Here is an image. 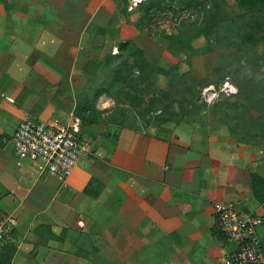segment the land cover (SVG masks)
I'll list each match as a JSON object with an SVG mask.
<instances>
[{"label":"rangeland","instance_id":"1","mask_svg":"<svg viewBox=\"0 0 264 264\" xmlns=\"http://www.w3.org/2000/svg\"><path fill=\"white\" fill-rule=\"evenodd\" d=\"M240 1L202 0L186 11L176 0L141 17L135 9L148 0H0V194L7 191L0 213L17 222L10 264H127V195H117V177L86 123L111 134L114 121L184 142L194 127L217 131L228 110L237 122L254 112L264 129V31L248 27L264 12L257 16ZM120 42L129 43L126 51H118ZM32 66L61 75L59 89ZM63 82L75 92L72 114L82 109L91 143L82 177L60 189L45 182L42 166H18L11 135L47 102L66 111Z\"/></svg>","mask_w":264,"mask_h":264},{"label":"crops","instance_id":"2","mask_svg":"<svg viewBox=\"0 0 264 264\" xmlns=\"http://www.w3.org/2000/svg\"><path fill=\"white\" fill-rule=\"evenodd\" d=\"M83 30L86 29L80 30L82 37L86 33ZM37 48L38 44H31L32 50ZM32 70L58 89L64 79L55 70L44 73L37 66H32ZM62 85L66 111L57 113L54 102L46 101V111L32 112L28 118L65 124L73 113L71 99L75 92L68 83ZM227 111L219 116L217 131L207 133L204 127L208 123L203 124V131L194 127V138L190 135L184 142L150 136L114 121L112 125L119 128L111 134L86 123V134L90 132V141L100 149L114 177L126 178L127 184L115 180L117 195H127V264H224L225 255L233 246L218 229L214 204L222 202L264 214V194L253 182V178H258L264 186V129L252 111L240 116V122ZM84 131L82 127L83 138L91 143ZM92 132L96 136L92 137ZM99 137V143L94 141ZM87 156L88 153L80 158L68 185L82 177L81 166ZM16 162L22 166L18 158ZM32 164L42 166L38 162ZM31 168L20 171L33 172ZM41 172L44 173L42 168ZM45 177V182L54 181L60 186L55 178L48 174ZM6 193V189L2 190L0 198ZM3 206L5 200L1 198L0 208ZM4 214L12 215L0 213ZM16 231L17 227L15 236ZM257 235L264 254V225L257 229Z\"/></svg>","mask_w":264,"mask_h":264},{"label":"built area","instance_id":"3","mask_svg":"<svg viewBox=\"0 0 264 264\" xmlns=\"http://www.w3.org/2000/svg\"><path fill=\"white\" fill-rule=\"evenodd\" d=\"M20 164L41 163L43 171L55 178L62 188L74 173L80 158L90 146L82 136L81 119L71 114L65 124H51L33 118L19 122L11 135ZM218 229L233 248L225 255L224 264H264L257 229L264 225V214L236 209L217 202L213 206ZM13 215H0V254L17 247Z\"/></svg>","mask_w":264,"mask_h":264},{"label":"trees","instance_id":"4","mask_svg":"<svg viewBox=\"0 0 264 264\" xmlns=\"http://www.w3.org/2000/svg\"><path fill=\"white\" fill-rule=\"evenodd\" d=\"M173 1L176 0H163V1H154V0H148L147 4H140L135 11L138 12L141 17H147L149 16V13L154 10L159 8V6L164 3L163 5H169L171 4ZM202 0H178V4L177 7L179 10H188L191 9L192 11H194V8H199L201 4ZM240 5L242 8H244L245 10H249V11H254L257 12V16H260V13L264 12V0H241L240 1ZM170 10H173L171 8H169ZM177 10V9H176ZM248 27L250 28V32L251 33H255V32H260V31H264V20L259 23L252 22L251 24L248 25ZM129 43L126 42H120L118 44V51L119 52H123L126 51L128 49ZM138 52V53H137ZM132 54H136V56H140V59H138L139 63H144L145 59L142 56L141 52L139 50H137L136 48L133 49ZM133 68H139L142 70V67L135 64ZM162 93V97L165 94V92H161ZM101 94V92L99 91V93L96 94V96H99ZM165 97L167 96V94L164 95ZM167 98V97H166ZM86 110V108H84ZM80 108L77 109V106L75 107L74 110V115L78 116L79 112H80ZM259 179L258 178H253V182L255 183L256 187L258 188V190H260L263 194H264V186L263 184H259ZM15 251V247L11 246L6 248L1 254H0V264H10V261L13 257V253Z\"/></svg>","mask_w":264,"mask_h":264},{"label":"clouds","instance_id":"5","mask_svg":"<svg viewBox=\"0 0 264 264\" xmlns=\"http://www.w3.org/2000/svg\"><path fill=\"white\" fill-rule=\"evenodd\" d=\"M233 91H235V89H233ZM105 106H107V105H105Z\"/></svg>","mask_w":264,"mask_h":264}]
</instances>
